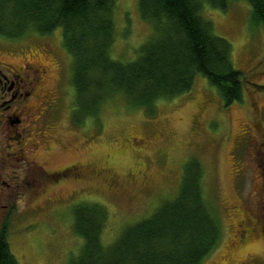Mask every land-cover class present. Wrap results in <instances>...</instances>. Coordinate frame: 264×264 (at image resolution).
<instances>
[{
	"label": "rangeland",
	"instance_id": "1",
	"mask_svg": "<svg viewBox=\"0 0 264 264\" xmlns=\"http://www.w3.org/2000/svg\"><path fill=\"white\" fill-rule=\"evenodd\" d=\"M252 12L248 0H228L226 7L204 1L202 11L215 33L231 42L234 66L256 83L244 86L241 101L225 106L218 87L198 73L190 90L158 100L152 113L114 93L96 116L78 115V120L73 56L63 45L62 27L46 34L29 31L20 39L0 35L1 61H49L47 82L57 105L46 117V165L57 169L102 158L109 167L98 175L88 171L82 180L47 181L36 188L23 183L16 192L6 187L9 195L0 199V212L8 209L0 226L9 220L8 240L20 264H75L83 238L74 228L73 209L81 202L105 207L102 240L112 243L127 225L178 194L191 158L203 164L209 203L223 230L219 246L201 264L213 263L244 232L235 205L254 209L264 162V24ZM114 19L111 55L134 60L154 34V25L143 18L139 0H116ZM16 142L3 137L0 149ZM240 255L244 264H264V236L248 243Z\"/></svg>",
	"mask_w": 264,
	"mask_h": 264
},
{
	"label": "trees",
	"instance_id": "2",
	"mask_svg": "<svg viewBox=\"0 0 264 264\" xmlns=\"http://www.w3.org/2000/svg\"><path fill=\"white\" fill-rule=\"evenodd\" d=\"M204 1L228 4V0H139L154 34L131 61L116 59L110 51L116 0H0V35L20 39L29 31L46 34L62 27L63 45L73 56L76 120L78 115L96 116L114 93L152 113L158 100L190 90L198 73L218 87L229 106L243 99L244 86L252 81L234 66L231 42L215 33L213 22L204 17ZM248 1L253 17L264 24V0ZM73 213L74 228L83 238L75 264H201L223 237L197 158L185 163L174 198L127 225L110 244L102 240L107 219L103 205L81 202ZM8 229L6 219L0 226V264H20L11 250Z\"/></svg>",
	"mask_w": 264,
	"mask_h": 264
},
{
	"label": "flooded vegetation",
	"instance_id": "3",
	"mask_svg": "<svg viewBox=\"0 0 264 264\" xmlns=\"http://www.w3.org/2000/svg\"><path fill=\"white\" fill-rule=\"evenodd\" d=\"M49 61L44 62H3L0 60V141L3 137L16 140L8 143L0 158V199L8 197L6 187L16 192L25 183L36 188L50 181L61 183L65 178L82 180L91 171L98 175L109 167L101 159L98 162L74 161L57 169L47 163V141L50 127L47 113L57 105V97L48 85L50 77ZM264 144V142H261ZM46 145V146H45ZM47 147V148H46ZM12 159L14 163L7 160ZM12 166V168H9ZM261 181L254 209L248 206L237 207V224L240 232L228 244L224 253L210 264H244L240 251L252 240L264 236V162H260ZM114 183L116 179L112 180ZM8 209V208H7ZM0 212L5 215L6 210ZM241 233L244 235L241 236Z\"/></svg>",
	"mask_w": 264,
	"mask_h": 264
}]
</instances>
